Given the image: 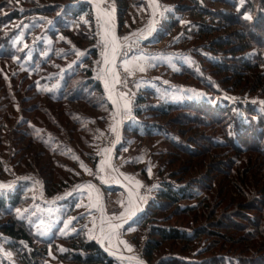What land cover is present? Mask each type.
<instances>
[{
  "label": "trees",
  "instance_id": "obj_1",
  "mask_svg": "<svg viewBox=\"0 0 264 264\" xmlns=\"http://www.w3.org/2000/svg\"><path fill=\"white\" fill-rule=\"evenodd\" d=\"M160 1L173 10L152 43L164 41L196 12H220L225 23L191 41L197 61L177 73L205 98L175 101L154 87L121 96L122 106L130 101L132 117L119 128L113 160L132 139L138 145L127 153L130 165L141 169L137 163L149 157L160 179L141 215L123 227L137 229L134 241L150 264H264V0H233L219 10L216 3L226 0ZM113 3L120 35L131 10L150 8L148 0ZM97 20L90 2L0 0L1 178L36 165L45 192L56 196L85 180L81 162L96 166V144L113 134L118 112L95 72L101 60ZM21 37L28 44L17 42ZM80 50L87 53L83 62L63 72ZM5 155L14 169L8 170ZM211 158L212 168L201 174ZM1 190L0 237L8 254L0 264H49L51 257L55 264H121L84 226L72 235L60 232L76 198L53 213L60 219L51 218L55 228L41 236L32 225L40 219L34 205L41 199L31 180ZM108 190L124 191L120 185Z\"/></svg>",
  "mask_w": 264,
  "mask_h": 264
},
{
  "label": "rangeland",
  "instance_id": "obj_2",
  "mask_svg": "<svg viewBox=\"0 0 264 264\" xmlns=\"http://www.w3.org/2000/svg\"><path fill=\"white\" fill-rule=\"evenodd\" d=\"M93 4V8L96 12L97 19L100 17V20H97V33L100 35V42L98 43V48L101 53V60L98 61L97 68L95 70L96 75L102 79L104 82L107 80L108 82V88L109 92L111 94L112 99L114 100L115 96V91L118 92L119 95L122 93L127 94L126 98H132L133 91L138 88L139 90H145L146 88H152L157 89L159 94L161 95L162 98H171L172 100L178 101L182 99H190V100H196V99H203L205 98V93L202 89L196 87L195 85H187L184 82H181L179 78L177 77V73H180L185 65H191L193 66L195 62L197 61L196 57L194 56V45L191 43V41L197 37L198 35L209 31L211 29L221 27L225 23V17L220 13V12H196L193 17H186L182 19V27L179 30H175L171 35H169L164 41L159 42V43H152L151 41H145V42H139L137 40H130L131 38L130 35L136 34L139 31H141L143 28L145 29L146 26L152 25L151 22L153 20V16L155 17L157 24H154V28H160L161 25L160 22L162 19L165 17L167 12L173 10V6H169V4L161 5V6H153V12L149 8V10L145 7L144 9L139 8V11H134L132 15H134V18L129 19V23L127 27H125L124 33L122 35L118 34L117 28L108 23L104 24L103 21L105 19H108L110 21V18H107V16L113 12L114 9V0H88ZM228 2H233V0H226V1H220L217 2L214 10H219L225 9L227 6H229ZM159 7V8H158ZM108 14L107 16L105 14ZM244 15L247 17L248 14L243 10ZM238 26H233V29H238ZM143 29V30H144ZM157 29V30H158ZM142 30V31H143ZM115 36L118 40V49L120 44L124 43H132V48L133 52L130 54H121L118 52V49L115 53V61L114 64L112 62V43L111 39L112 36ZM127 37V39H125ZM23 39V42L25 44H28V42L24 39V37H21L17 40V42ZM69 39V38H68ZM107 39L109 43L105 44L104 41ZM139 44L138 48L135 49L133 45ZM131 45V44H130ZM142 46V47H141ZM79 53H85V55H77L76 59L74 61H70L69 65L63 67V72L68 70L71 65L81 63L83 62V58L86 56V50H80ZM127 62V66L132 69L131 72H126L125 71V64ZM143 67L144 71H140L139 68ZM115 71L116 73L119 74L120 76V83H113L114 84V93L113 90L110 87V83L112 78V72ZM148 85L149 87H147ZM114 94V95H113ZM114 96V97H113ZM122 96V95H121ZM118 98H115V101ZM117 102V101H116ZM119 102V101H118ZM112 140H115V136H113ZM23 146H25L26 142H23ZM146 145V143H144ZM148 144H150V141H148ZM151 145L154 147L155 143L153 144V141ZM164 146L162 144H158L157 148L162 149ZM97 149V147H96ZM29 152V151H28ZM110 153V156H109ZM114 153L111 155V150L108 152L106 157H104L103 163L108 160L110 161V166L106 165L104 168L103 173V178L105 182L102 181V187L105 185H108V182L114 181L113 179L116 176V172H119L118 170H122L124 168L122 163L120 162L119 164L115 160H111L112 156ZM4 158L6 159V162H8V167L13 168L14 167V162L9 156L5 155ZM40 159V158H38ZM211 160V165L210 164H205L202 173L209 172L207 167L213 166L215 161L213 158L209 159ZM42 162V159L40 160V163ZM195 161L193 160V163H190V165H193ZM150 164V158L145 161V164H142V168L139 169V167H135V169L131 166L130 169L131 171L135 170L137 173L136 175L141 172L142 169H147L149 168ZM97 165V164H96ZM40 167V166H39ZM81 169L85 173V178L87 177H93L96 175V173L92 174V170L96 168V166L93 164L89 165L91 169V174L90 172H87L85 168L80 165ZM177 167V164L174 166ZM8 168V170H9ZM151 172L156 174V171L153 167V163H151ZM19 169V171L23 170ZM39 168L37 166H29L26 168L27 172L35 173L36 175L38 174L37 171ZM210 169V168H209ZM16 172V170H15ZM211 172V171H210ZM26 173V172H25ZM16 174H13L14 177ZM39 175V174H38ZM37 175V177H38ZM108 176H110L112 179L109 180ZM9 177V178H10ZM39 178V177H38ZM40 179L41 176H40ZM38 179L32 178V183L33 185L36 184ZM117 184L119 183L118 180ZM83 183H88L89 185H92L91 180L87 181H82L79 182L77 185L72 184L71 186H75L70 189L69 192L65 193L64 195H61L57 200H62L63 197L65 196H74V195H79L82 194V190L78 191V187L81 186ZM145 183L148 185V193L143 192V187L141 186L137 188L136 190H132V192L135 195H138L139 197H143V201H146L147 198L153 194V189L155 188L154 181L151 179H147L145 177ZM120 185V183H119ZM14 187V186H13ZM12 187V188H13ZM89 189V188H88ZM76 190V192H75ZM78 191V192H77ZM0 192H6L0 189ZM128 192L131 194L130 190L128 189ZM128 192H120L116 196L114 195V198L119 201V198L127 199L129 193ZM85 193V192H84ZM85 200L88 198V194H85ZM34 196L39 197L38 193L36 192ZM112 196V195H111ZM133 196V195H132ZM233 197L235 199H238L239 196L235 192ZM107 198H110V195H108ZM140 202V201H139ZM81 199H78V205L75 211H73V217L75 218L71 221V224L68 225V228H71L74 223L76 222H81L84 224L80 218L81 215H78L77 213L80 212L83 204H81ZM52 204V203H51ZM107 206L104 208L102 207L101 210L105 213L113 214L118 211L117 206H109V202L107 203ZM35 209L39 212L40 214V219L37 222V224L33 223V227L36 229L37 233H41V236H47L52 228H55V225L51 224L50 219L53 218V213L55 210L54 207L55 205H50V201H46V203H35ZM137 206V205H136ZM140 206V204H139ZM88 210H92V205L86 206ZM140 209V208H138ZM57 210V209H56ZM24 213V210H22L21 214ZM60 215L57 214V217H55L56 220L58 221V218ZM86 220V219H85ZM69 221L66 222L63 225V228H65V225L68 224ZM84 226V225H83ZM47 227V232H45V228ZM85 227V226H84ZM86 228V227H85ZM66 229V228H65ZM87 229V228H86ZM73 230H71L72 232ZM140 241V240H138ZM141 242V241H140ZM135 248L137 253L140 252V245L138 242L135 241ZM133 253V255L138 256L139 259H143V256L141 254ZM7 251L5 249V243L0 237V260L4 255H7ZM127 255V252L123 253ZM132 255V254H131ZM146 261V260H145ZM138 260H128V259H123L121 264H138ZM49 264H55L54 260L51 259L49 260Z\"/></svg>",
  "mask_w": 264,
  "mask_h": 264
},
{
  "label": "crops",
  "instance_id": "obj_3",
  "mask_svg": "<svg viewBox=\"0 0 264 264\" xmlns=\"http://www.w3.org/2000/svg\"><path fill=\"white\" fill-rule=\"evenodd\" d=\"M151 4L153 3L156 6H161L162 3L160 0H148ZM139 8L144 9L143 7H137L133 10H131V18H134V15H132L134 13V11H139ZM159 8V7H158ZM144 29V28H143ZM142 29V30H143ZM146 29V27H145ZM144 29V30H145ZM139 31V32H142ZM139 44H136V48H138ZM142 47V46H141ZM114 97V96H113ZM118 109H122V104L121 102L118 104ZM115 116V122H116V126L117 128L120 127L122 124L126 123L128 120L131 119L132 117V108L130 107V114L128 115H124L123 111H121L119 114L118 112L114 115ZM116 128V131H117ZM113 132L112 135H110L107 138L101 139L98 144H96L97 149L95 148V151L98 155L97 158V165L96 168L92 170V174L96 173L95 176H91V177H87L85 178L84 181L87 180H91V183L94 187V189H88L89 184L88 183H83L81 184V186L78 187V191L82 190V194L79 195H74V196H65L63 197L62 200H57V197L60 195H56V197L50 198L48 200H43L41 199V203H46V201H50V205H55L54 209V213H58L57 211H61L65 205V201L68 200L70 201L71 198H76L81 199V204H83L80 212H78V215H81L80 218L82 220V222L84 223L83 225L87 228L90 237L92 238H97L99 237V231H100V223H101V219L103 218V220L108 221L109 218H111L110 222L112 224H120L122 225V227H120L117 230V234L115 236L112 237L111 241L107 240L108 246L110 249L119 252V253H125L127 252V254H132L133 253H137L136 248H135V241H134V237L137 235V229L135 227L132 228H127L124 229V225L128 224V222H130L133 218V215L129 218V213H136L137 209L140 208L139 210L142 211L147 200L143 201V199H141V197H139L138 195H135L132 190H136L137 188H139L141 186V188L143 186H148L145 183V176L143 175L142 172H139L136 175V171L130 169L131 165L130 162L132 160L131 156H128L127 153L130 150L136 149L135 146L138 145L137 142L132 143V139H129L128 142L129 144L122 149V153L123 155L117 159V163L119 164L120 162L123 164L122 166L124 168H122V170H119L120 172L116 173L115 178L113 179L114 181L108 182V187H106V185L104 187H102V181L105 182L104 178H103V173L101 171V165L103 164L104 161V157H106V155L108 154V152L112 149L113 145H114V140H112L113 135L116 133ZM145 145V144H144ZM110 156V153H109ZM114 155L112 156L113 160ZM145 157L144 159L137 163L138 165H142L145 164ZM151 163H153V167L156 171L155 173H149L148 169L151 167ZM89 165H91V163H88L87 169H90ZM8 167V166H7ZM9 168V167H8ZM85 167H83L84 169ZM135 169V167H133ZM142 168V166H141ZM149 168L147 169V173L150 176V179L154 181L155 184V188L153 189V193L155 192L156 188L159 185V176L157 174V162L150 159V164H149ZM9 169H14V168H9ZM152 169V168H150ZM91 170V169H90ZM89 172V171H87ZM120 173V174H119ZM15 174V172H14ZM13 176V175H12ZM10 176H6L5 179L9 178ZM126 177H131L132 179L129 180ZM108 179L111 180L112 178L110 176H108ZM120 183V186L123 188V186H126L131 194L128 195L127 199H123V198H119V201H117V199L114 198V195L116 196L118 193L120 192H124V191H120V192H111L109 189L110 186H114V185H118L117 181ZM137 182H139V186H137ZM79 182L74 183V185H77ZM70 186L68 187L64 192L62 193H67L70 191L71 188L75 187V186ZM144 188V187H143ZM77 191V192H78ZM76 192V190H75ZM85 192V193H84ZM126 192V191H125ZM124 192V193H125ZM85 194H88V198L87 200H85ZM108 195H110V198H107ZM112 195V196H111ZM131 195L136 196L139 199V204L140 206H136L131 198ZM143 198V197H142ZM148 199V198H147ZM131 201V203H130ZM109 202V206H117L118 211L113 213V214H109V213H104L101 208L104 206L106 207L107 204ZM52 203V204H51ZM96 205L95 207L92 208V210H88L86 206L88 205ZM57 209V210H56ZM57 217V216H55ZM55 217L53 218V221L56 220ZM73 214L66 220L69 221H75L73 220ZM60 218H58L59 220ZM86 219V220H85ZM83 225L81 222H76L73 224V226L69 229H65V228H61L60 232L62 234L65 235H72L74 233H76L78 230H81L83 228ZM71 230H73L71 232ZM123 242H126L123 243ZM131 246V251H129L128 246ZM140 253V252H138ZM137 253V254H138Z\"/></svg>",
  "mask_w": 264,
  "mask_h": 264
},
{
  "label": "snow or ice",
  "instance_id": "obj_4",
  "mask_svg": "<svg viewBox=\"0 0 264 264\" xmlns=\"http://www.w3.org/2000/svg\"><path fill=\"white\" fill-rule=\"evenodd\" d=\"M239 2H240V4H243V3H244V0H239ZM113 10H114V9H113ZM105 15L107 16L108 14L106 13ZM246 19H251V16H247ZM99 20H100V17H98V21H99ZM85 23H87V21H85ZM103 23H104V24H108V23H109V20H108V19H105V20L103 21ZM153 30H154V29H153L152 25H150L149 28H148V33L150 34ZM62 38H63V37H62ZM143 38H146V37H143ZM125 39H127V37H126ZM104 43L107 44V43H109V41H108L107 39H105ZM111 43H112V45H113V47H112V53H113V55H112V62H113V64H114V61H115V59H116V57H115V53H116V51H117V49H118V40H117V38H116L114 35L112 36ZM77 54H78V55H85V53H79V52H78ZM139 70H140V71H144V68H143V67H140ZM125 71H126V72H131V71H132V69L129 68V67L127 66V62H126V64H125ZM111 74H112V78H113V83H120V82H121V80H120V76H119L118 73H116L115 71H113ZM105 87H106V88L108 87V82H107V80L105 81ZM121 95L124 96V97H126L127 94L122 93ZM114 103H115V101H114ZM129 105H130V101L127 100V99H125L124 104H123V106H122V109H118V114H119L121 111H123L124 115H128V114H130V107H129ZM112 131L115 132L116 129L113 128ZM77 159H78V157H77ZM106 165L110 166V161L106 160V161L101 165V171H104V168H105ZM81 166H82V167H85V170H86V171H89L90 174H91V170H90V169H87V167H86L85 165H83L82 162H81ZM148 171H149V173H151V169H150V168L148 169ZM126 178L129 179V180L132 179L131 177H126ZM137 186H139V182H137ZM88 187H89V189H94L95 186H93V185H89ZM141 199H143V198H141ZM130 203H131V201H130ZM92 206L95 207L96 205L94 204V205H92ZM18 211H19V210H18ZM132 215H134V213H129V218H130ZM73 219H75V218H73ZM110 220H111V218H109L108 221H105V220H103V218H102V219H101L100 226H99V227H100L101 238H102V239H107V240H109V241H111L112 237L115 236V235L117 234V230H118L120 227H122V225H120V224H112V223L110 222ZM69 224H71V220H69L68 224L65 225V228H66V229L68 228V225H69ZM123 243L126 244V242H123ZM128 248H129V251L132 250L130 245L128 246ZM129 259H131V258H129ZM138 264H142V262H138Z\"/></svg>",
  "mask_w": 264,
  "mask_h": 264
},
{
  "label": "built area",
  "instance_id": "obj_5",
  "mask_svg": "<svg viewBox=\"0 0 264 264\" xmlns=\"http://www.w3.org/2000/svg\"><path fill=\"white\" fill-rule=\"evenodd\" d=\"M81 1H88V0H81ZM107 18H110V23L112 25H114L116 28H117V25L115 23V19H114V16L109 14L107 16ZM152 27H153V31L149 34L148 33V27H146V29L144 30V32H142L141 34H137L135 36H132L129 40H132L134 38H136V40H140V41H143L144 39H148V38H151L153 36V33L155 32L156 28H154V24H152ZM143 37H146V38H143ZM133 50L132 48V44L130 45L129 43H124V44H120L119 46V49H118V52H120L121 54H127L129 52H131ZM39 177V178H38ZM35 174V173H30V172H26L24 174H19L18 176H14V177H10L8 179H2L0 177V184L4 187V188H10L12 186H15L16 183H18V181L20 179H31V178H36L38 179L37 183L33 185V188L35 190V192L38 193L39 197L43 198V199H50V196L47 195L45 193V188H44V182L42 179H40V176ZM137 215H140L139 213ZM99 242L102 246H106V239H102L101 238V235H100V238H99ZM114 256H117V257H121V255L117 254V253H113Z\"/></svg>",
  "mask_w": 264,
  "mask_h": 264
},
{
  "label": "water",
  "instance_id": "obj_6",
  "mask_svg": "<svg viewBox=\"0 0 264 264\" xmlns=\"http://www.w3.org/2000/svg\"><path fill=\"white\" fill-rule=\"evenodd\" d=\"M110 87H111V89L114 91L115 89H114V84H113V82H112V80H111V83H110ZM116 94V93H115ZM116 144H117V141L116 142H114V145H113V147H112V149H111V155L114 153V151H115V149H116ZM132 220H135V218H132ZM139 262H142V264H150L149 262H147V261H144V260H138Z\"/></svg>",
  "mask_w": 264,
  "mask_h": 264
}]
</instances>
